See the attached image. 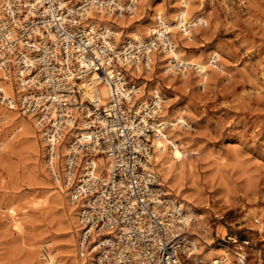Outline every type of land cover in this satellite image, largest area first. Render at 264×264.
I'll return each mask as SVG.
<instances>
[{"label": "built area", "instance_id": "2783aa9c", "mask_svg": "<svg viewBox=\"0 0 264 264\" xmlns=\"http://www.w3.org/2000/svg\"><path fill=\"white\" fill-rule=\"evenodd\" d=\"M116 1L0 0V105L44 129L48 171L79 205L82 253H92L93 264H199L195 235L181 223L185 211L155 170L164 95L141 105L146 87L132 73L149 70L156 42L119 44L112 28L88 16L92 9L130 14ZM7 80L13 97L5 95ZM85 84L107 86V103L86 97ZM74 130L63 166L56 165L63 137ZM98 156L108 159L101 173Z\"/></svg>", "mask_w": 264, "mask_h": 264}, {"label": "rangeland", "instance_id": "374dc122", "mask_svg": "<svg viewBox=\"0 0 264 264\" xmlns=\"http://www.w3.org/2000/svg\"><path fill=\"white\" fill-rule=\"evenodd\" d=\"M183 1L139 0L141 10L125 14L124 35L134 29L144 33V24L156 21L151 9L170 12ZM188 1L190 13L199 12L207 25L195 26L192 39L180 42L184 58L204 56L208 61L216 50L214 60L223 69L209 66L204 84L193 68L185 76L179 68L165 79L159 62L141 74L147 94L156 86L164 95L161 115L183 109L191 125L180 129L185 163L174 162L164 188L200 216L212 247L223 243L242 253L246 264H264V0ZM17 114L9 125L0 122V143L8 142L0 153V264H47L46 248L55 251L59 264H83L75 231L79 213L74 219L71 197L48 171L46 146L36 150L38 136L29 128L35 123ZM18 126L22 129L17 131ZM38 141L46 144L43 138ZM155 170L160 174L157 166ZM11 207L24 216L25 232L13 229Z\"/></svg>", "mask_w": 264, "mask_h": 264}, {"label": "bare ground", "instance_id": "6f19581e", "mask_svg": "<svg viewBox=\"0 0 264 264\" xmlns=\"http://www.w3.org/2000/svg\"><path fill=\"white\" fill-rule=\"evenodd\" d=\"M137 3H138V6H137ZM241 3L244 4V2H241ZM116 5L119 6L121 9H128L131 14H136L137 11H140L142 8V5L139 4V0H127L125 2L122 0H117ZM247 6H250V5H247ZM101 12L102 13L100 15H95L94 9H92L91 11H89L88 16L94 18V23L96 25L99 24L106 28L108 27L112 28L114 30L116 40L117 42H120V44L126 41L124 39H127V41H132L133 39L144 40L145 37H143V35H145L146 38H149L151 42H156L155 45L157 47L156 48L157 50L150 53L148 57L149 70L146 71L148 73L150 70H153V65L156 66L158 62H159V68L162 69L163 72L166 74L164 76L165 79L170 78V76H174V75L176 76V74H178L179 68H181L183 76L187 74V71L189 69L193 68L198 72V76H200L201 78L199 82H201V84H204L205 81L207 80V73L208 71H210L209 66H213L214 68L223 69L222 68L223 65H221L222 63L219 65L217 64V61L214 60L215 58L219 57V54L217 53L216 50H215L216 52L213 51L208 61L205 60L204 56H200V55H199L200 57L197 56L198 58L196 59L184 58V50L180 46V42L184 41L185 39H188V40L192 39L191 32L195 26L207 25V20L199 12L196 13V14L199 13L197 16H195L196 14L190 13L188 0H184L181 6L179 4L177 7L172 8L170 12L169 11L167 12L165 10L162 11L156 8L151 9V12H153L152 15L155 16L156 21H154L153 19H150L149 22L144 24V27H143L144 33L141 32L143 35H141V33L139 34L138 33L139 31L135 29L127 32V34L124 35L125 31H123L122 28L126 27L123 25L125 14L121 13L119 16L115 17L112 13L105 15L103 11ZM167 13H170V14L167 15ZM172 34L175 36L174 39L172 38ZM157 56L160 57L159 61H157L155 58ZM132 73L136 76H140L142 74V71L135 69L132 71ZM0 76H2V73H0ZM186 81L187 80L185 79L183 80V82H186ZM143 85L147 86V84H143ZM2 86L4 89L5 95L13 97L14 91H15L14 82L11 80H7L2 83ZM83 87L85 88L84 94L86 97L93 98L94 95L97 94V97L99 98L101 104L107 103V97L109 95V90L107 86L102 85L98 88H95V87H90L89 85L85 84ZM160 92L161 91L156 86L155 88L151 89V92L149 94H147L146 92L143 95L144 91H141V93L138 94V96L142 95V99L140 101L141 105H145L147 99H149L150 97L154 98V95L160 96L161 95ZM164 108L165 106H162V111H165L163 110ZM17 113L18 111L15 109H9V108H6L0 105L1 124L2 122L7 124L8 122L12 123L13 121H15L16 115H18ZM161 117L162 119L159 121L160 123L155 128L156 135H154L152 142H153V146L155 150L154 151L155 153L153 156L154 165L157 166L160 171V174L158 173L160 177V183L163 186H165L166 184H169L172 179L171 168L173 167L174 162L183 163L187 156V151L186 149H184L183 139H182V134L184 133L180 129L183 128V129L188 130L191 128V125L189 121L186 119L185 110L183 109H177L175 110V112H172V113L165 112V114H162ZM28 118L29 120L35 123V126L32 125L29 127L28 126L29 124L27 125L25 123L26 126H28L29 128L33 127V130H34L33 133L37 134L39 140L41 138L45 140L44 129L40 125L37 124L36 119L34 117L28 116ZM22 122L23 121H21L19 125L21 124L23 125L25 121L23 123ZM21 126H18L16 130L18 131V128L22 129ZM25 130L28 131V129H25ZM23 132L24 130L21 132V135L23 134ZM83 132L84 131H80V133L77 134V136H79ZM5 133H7V131ZM73 134H76L75 130L71 132L68 136L63 137L62 143L60 144V147H59V151L57 150L59 154L57 153L56 165L59 164L61 167L63 166L66 155L70 151V148H71L70 144L74 140L72 138ZM4 135L5 134L3 133V136ZM14 136L15 134L13 135V137ZM11 139L12 138L10 137V140ZM38 139H37V144H35L37 151H38V148L40 147L44 148L46 146V144L44 143L41 146L39 144ZM5 143L4 142L0 143V153H1L3 146L5 147L6 145ZM7 145H8V142H7ZM7 148H10V147L8 146ZM94 164L100 173L103 172L105 169H109L108 159L104 156L96 157L94 159ZM182 166L184 165L182 164ZM56 186L60 188V190L62 191V193L66 195V197L67 196L71 197L72 192L70 191V188L64 186L60 181H56ZM167 195H172V193L168 191ZM59 197L62 199L61 196ZM68 201L71 204V207H70L71 215L74 216V219L78 218L79 205H77L72 200V198H69ZM180 205L183 207L185 211L184 216L181 218V223H183L185 227L189 228L190 231L196 236L195 239L197 243V249L192 255V258L197 263L208 264L214 260H222L227 264H246L244 260L242 261V257H243L242 253H241L242 257H238L240 256V253L233 251L231 248L227 247L225 244L219 243L215 247H212L210 245L212 242H210V238L206 236V231H205V228H204V225H203V222L200 216L196 214L194 210L190 206L186 205L185 203H180ZM9 213H10V218H11L13 229H15L18 233H23V231L25 230L24 229V222H25L24 216L22 217V215H20L19 212H17L15 208H12V207L9 209ZM75 231L79 232V241L77 244L78 255L82 259L83 264H93V254L88 253V252L82 253L83 242H82L81 228L79 225L75 226ZM48 245L49 243H47L45 247H47ZM54 252L55 251H51L48 248L45 249V261L47 264H59L56 257L54 256ZM236 258L241 259V261L240 260L237 261Z\"/></svg>", "mask_w": 264, "mask_h": 264}]
</instances>
